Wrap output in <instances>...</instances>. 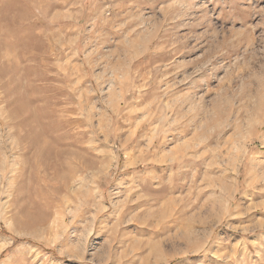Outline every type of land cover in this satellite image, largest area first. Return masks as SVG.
I'll list each match as a JSON object with an SVG mask.
<instances>
[{
  "label": "rangeland",
  "instance_id": "1",
  "mask_svg": "<svg viewBox=\"0 0 264 264\" xmlns=\"http://www.w3.org/2000/svg\"><path fill=\"white\" fill-rule=\"evenodd\" d=\"M0 264H264V0H0Z\"/></svg>",
  "mask_w": 264,
  "mask_h": 264
},
{
  "label": "bare ground",
  "instance_id": "2",
  "mask_svg": "<svg viewBox=\"0 0 264 264\" xmlns=\"http://www.w3.org/2000/svg\"><path fill=\"white\" fill-rule=\"evenodd\" d=\"M171 8V7H170ZM169 8V9H170ZM161 18V17H160ZM119 19V18H118ZM111 20V19H110ZM136 29V28H135ZM146 38V37H145ZM186 99V98H185ZM197 99V98H196ZM188 103V102H187ZM185 112V111H184ZM186 116V115H185ZM225 186V185H224ZM222 191V190H221ZM234 194H232V195H235V193H236V189H234V192H233ZM233 198V197H232ZM232 202V201H231ZM231 202H230V200H227L225 203H223V211H222V213H221V215L219 216V217H217L216 219H215V221H213V223H220V222H222V221H224V220H226L227 219V217H229V209H230V205H231ZM214 226V225H213ZM210 227V226H209ZM190 233V232H189ZM192 233V232H191ZM209 237V236H208ZM188 238V237H187ZM189 251V250H188Z\"/></svg>",
  "mask_w": 264,
  "mask_h": 264
}]
</instances>
